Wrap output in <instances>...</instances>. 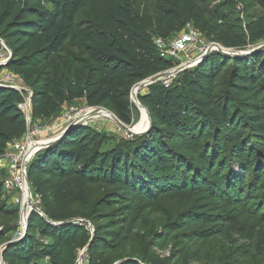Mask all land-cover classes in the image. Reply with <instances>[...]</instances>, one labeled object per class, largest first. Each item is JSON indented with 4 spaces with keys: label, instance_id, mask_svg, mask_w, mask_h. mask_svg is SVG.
I'll return each instance as SVG.
<instances>
[{
    "label": "trees",
    "instance_id": "1",
    "mask_svg": "<svg viewBox=\"0 0 264 264\" xmlns=\"http://www.w3.org/2000/svg\"><path fill=\"white\" fill-rule=\"evenodd\" d=\"M253 2L261 14L238 33L225 16L209 8L210 0L173 1L174 19L191 23L226 49L250 54L211 51L195 67L180 72L169 87L162 81L148 86L137 100L150 116V129L131 137L122 149L102 151L103 138L78 126L38 153L29 165L28 182L40 200V213L31 212L25 234L13 243L5 236L16 235L19 211L3 195L5 173L0 170V216L5 220L0 245L10 243L2 256L6 264H38L40 259L75 264L80 249L86 250L87 264H113L106 255L124 230L110 221V212L131 214L135 224L144 212L134 201L139 191L151 199L200 201L210 212L220 210L215 202H222L226 194L241 202L244 192H264V50L247 49L264 41V0ZM86 8L95 13L87 25L76 21ZM73 29L76 38L88 44L84 55L93 65V78L81 94L86 105L105 106L130 125L132 87L172 64L159 56L154 44L159 37L145 19L132 13L128 0H0V40L11 54L4 68L29 81L28 71L40 65L47 69ZM43 76L32 102L33 120L45 116L50 106L51 85ZM19 100L15 89L0 85V159L7 145L21 140L28 130ZM231 164L238 166V173ZM250 173L248 184L244 175ZM97 184L113 191L91 204ZM258 205L264 212V198ZM75 209L82 210L86 220H99L93 234L70 222ZM218 226L195 235L220 233L222 224ZM37 231L49 241L37 239Z\"/></svg>",
    "mask_w": 264,
    "mask_h": 264
},
{
    "label": "rangeland",
    "instance_id": "2",
    "mask_svg": "<svg viewBox=\"0 0 264 264\" xmlns=\"http://www.w3.org/2000/svg\"><path fill=\"white\" fill-rule=\"evenodd\" d=\"M128 1L132 13L145 19L157 34L156 36L161 39L172 40L189 24H184L171 16L170 11L174 0ZM209 8L225 16L228 25L238 33L243 32L245 25L261 14V10L253 0H210ZM94 14L92 9L86 8L82 10L76 21L87 25L93 20ZM202 39L205 45L210 47L218 46L227 52H244L226 49L204 34ZM0 43L4 50L6 49L8 62L10 51L3 39ZM86 45H88L86 42L76 38L73 29L63 50L52 56L47 69L44 70L40 65L28 71L32 76L29 81L13 75L12 83L1 84L13 87L19 93L20 104L26 105L29 110L27 119L29 131L31 129L44 131L38 136L41 141L57 136L63 129L59 126L62 124L63 113L73 110L83 115L90 112L82 126L93 130L103 138L100 147L102 151L122 149L133 139L113 120L110 114H114L105 106L88 107L81 96L84 84L93 78V65L84 55ZM247 49L264 50V41L249 45ZM7 62L0 65V79L6 72L4 67ZM169 73L170 69L152 78H163ZM44 74L47 75L51 85L48 92L50 106L46 108L45 116L33 120L32 102L38 88V79L44 77ZM178 74L174 73L170 76L171 84L176 81ZM135 85L130 92L133 106L132 121L127 127L135 129L139 134L136 137H140L147 133L150 121L146 114L147 110L138 104L136 99L138 94H145L148 87L140 88L135 92ZM46 129H48L47 132ZM229 166L233 172H239L235 164ZM251 178V173L244 175V180L248 184L251 183ZM138 179L139 183L143 182V179ZM112 191V188L103 184L93 186L90 203L94 204L104 197H109ZM246 193H243L242 204L226 194L222 202L220 200L215 202L220 210L210 212L209 206L200 201L197 203L185 199L181 201L176 196L170 197L168 201L166 198L164 200L151 199L150 195L139 191L134 201L135 204L143 207L144 212L135 224H133L131 214L121 216L124 212H117L115 209L110 212V221H113V224L120 223L119 226L123 227L124 232L106 258L113 264H264V212L261 211V206H257L259 199L264 198V192L258 190L254 196H247ZM3 195L9 202L8 196L4 193ZM196 205H201V207L196 208ZM73 213L70 222L85 226L87 232L90 235L93 234L94 226L99 220H86L82 217L84 212L80 209H75ZM206 214L221 216L209 218ZM117 219H124L122 220L124 222L121 223L122 221ZM209 219L214 222L203 223ZM4 223L5 220L0 216V229ZM218 224H222L220 233H214L205 238L196 237V233L217 228ZM35 235L39 240L49 241L48 238H42L38 231ZM15 237L16 235L8 234L5 239L10 238L13 241ZM85 252V249L77 251L75 264H87ZM38 264H49V261L40 259Z\"/></svg>",
    "mask_w": 264,
    "mask_h": 264
},
{
    "label": "built area",
    "instance_id": "3",
    "mask_svg": "<svg viewBox=\"0 0 264 264\" xmlns=\"http://www.w3.org/2000/svg\"><path fill=\"white\" fill-rule=\"evenodd\" d=\"M203 33L196 29L192 24H188L187 28L177 33L172 40H164L155 38L154 44L157 48L159 56L171 62L172 68L167 78L162 79V84L169 87L171 84V75L190 70L198 63L201 55L215 46H207L203 41ZM3 47L0 49V65L7 62L8 56ZM14 80L13 74L7 70L2 75L0 83L10 84ZM13 88V87H10ZM14 89V88H13ZM16 90V89H15ZM18 108L29 118V110L26 105H18ZM86 114H77L71 110L64 112L62 115V124L65 125L70 120H82L87 118ZM28 124V123H27ZM48 129H46V132ZM41 132L39 129H29L24 137L7 145L4 156L0 159V170H3L5 177L2 182V189L5 196H8L9 203L19 211V221L16 236L25 234L27 220L33 208L40 211V200L31 190L28 182V168L38 147L43 143L38 136ZM35 212V211H34ZM31 214V213H30ZM2 247L0 245V264H6L3 260Z\"/></svg>",
    "mask_w": 264,
    "mask_h": 264
},
{
    "label": "water",
    "instance_id": "4",
    "mask_svg": "<svg viewBox=\"0 0 264 264\" xmlns=\"http://www.w3.org/2000/svg\"><path fill=\"white\" fill-rule=\"evenodd\" d=\"M211 51H217V52H219V53H221V54H224V55H227V56H242V55H248V54H250V52H227L225 49H223V48H220V47H218V46H215V48L214 49H209L208 51H206V53H204L203 55H201V57L199 58V60H198V63H200L201 61H203L209 54H210V52ZM169 76V75H168ZM168 76H165V77H163V78H149V79H147L146 81H144V82H141V83H138V84H136L135 85V87H134V90H135V92L137 91V90H139L140 88H146V87H148V86H150V85H152V84H154V83H156V82H158V81H161L162 79H164V78H167ZM0 85H2L1 83H0ZM135 99H136V96L134 97ZM137 100V99H136ZM138 103V102H137ZM139 104V103H138ZM146 114H147V117H148V120L150 121V123H149V128H148V130L150 129V125H151V120H150V116H149V114H148V112H146ZM111 115V117L113 118V120L118 124V126L122 129V130H124L126 133H127V135L129 136V137H136V136H138L139 134L136 132V130L135 129H130V128H128L126 125H124V124H122L117 118H116V116H114V115H112V114H110ZM83 121L82 120H70L69 122H67L65 125H63L62 127H63V129H62V131L57 135V136H55V137H53V138H50V139H47V140H45V141H43V143L38 147V150L36 151V153L34 154V156H33V158L38 154V153H40V152H42L43 150H45L46 148H48L49 146H51L52 144H54L55 142H57L60 138H62L70 129H72V128H75V127H78V126H82L83 125ZM147 130V131H148ZM146 131V132H147ZM33 160V159H32ZM32 211H35V212H37V213H40V211L37 209V208H33V210ZM31 213V212H30ZM30 213H29V215H30ZM29 217V216H28ZM73 222V221H72ZM24 235V233H22L20 236H16L15 237V239L12 241V242H10V243H13V242H16L17 240H19L22 236ZM10 243H6V244H4L3 245V247H2V254H3V251H4V249L8 246V244H10Z\"/></svg>",
    "mask_w": 264,
    "mask_h": 264
},
{
    "label": "bare ground",
    "instance_id": "5",
    "mask_svg": "<svg viewBox=\"0 0 264 264\" xmlns=\"http://www.w3.org/2000/svg\"><path fill=\"white\" fill-rule=\"evenodd\" d=\"M90 112L87 114V117L89 116Z\"/></svg>",
    "mask_w": 264,
    "mask_h": 264
},
{
    "label": "crops",
    "instance_id": "6",
    "mask_svg": "<svg viewBox=\"0 0 264 264\" xmlns=\"http://www.w3.org/2000/svg\"><path fill=\"white\" fill-rule=\"evenodd\" d=\"M147 92V91H146Z\"/></svg>",
    "mask_w": 264,
    "mask_h": 264
}]
</instances>
